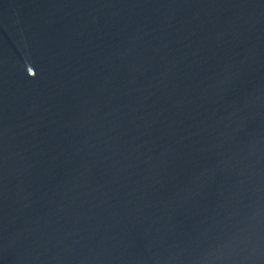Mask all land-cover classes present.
Here are the masks:
<instances>
[{
	"label": "water",
	"instance_id": "obj_1",
	"mask_svg": "<svg viewBox=\"0 0 264 264\" xmlns=\"http://www.w3.org/2000/svg\"><path fill=\"white\" fill-rule=\"evenodd\" d=\"M0 264H264V0H0Z\"/></svg>",
	"mask_w": 264,
	"mask_h": 264
}]
</instances>
